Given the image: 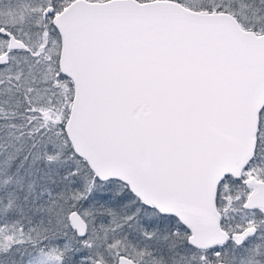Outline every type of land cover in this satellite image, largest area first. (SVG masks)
<instances>
[{"label":"snow or ice","instance_id":"obj_1","mask_svg":"<svg viewBox=\"0 0 264 264\" xmlns=\"http://www.w3.org/2000/svg\"><path fill=\"white\" fill-rule=\"evenodd\" d=\"M0 264H264V0H0Z\"/></svg>","mask_w":264,"mask_h":264}]
</instances>
